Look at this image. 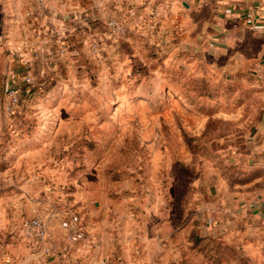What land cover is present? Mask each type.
<instances>
[{
	"label": "rangeland",
	"instance_id": "obj_1",
	"mask_svg": "<svg viewBox=\"0 0 264 264\" xmlns=\"http://www.w3.org/2000/svg\"><path fill=\"white\" fill-rule=\"evenodd\" d=\"M145 38L126 25L121 34L77 28L31 65L11 58L10 79L0 39V240L33 216L58 231L72 212L102 222L111 243L117 223L147 232L164 221L172 263L264 264L263 247L239 228L203 235L197 205V189L217 176L247 180L230 158L260 130L264 82Z\"/></svg>",
	"mask_w": 264,
	"mask_h": 264
},
{
	"label": "crops",
	"instance_id": "obj_2",
	"mask_svg": "<svg viewBox=\"0 0 264 264\" xmlns=\"http://www.w3.org/2000/svg\"><path fill=\"white\" fill-rule=\"evenodd\" d=\"M250 10L264 26V0H0V39L11 52L5 63L7 79L14 73L11 58L31 65L34 54L46 55L60 42V35L77 28L100 35L113 18L166 52L188 56L211 69L224 63L223 68L256 72L264 82V29L253 31L247 25ZM259 129L232 150L230 158L233 169H241L247 180L238 185L217 176L197 189V205L207 230L203 235L219 237L224 230L226 235L239 228L244 241L256 243L264 252V121ZM46 222L50 243L61 256L47 257L11 235L0 240V264H100L110 256L114 264H181L170 262L164 250L168 241L164 221L147 232L128 226L132 222L117 223L111 243L102 222L93 218L89 225L84 223L90 246L66 245L60 223L55 231Z\"/></svg>",
	"mask_w": 264,
	"mask_h": 264
},
{
	"label": "built area",
	"instance_id": "obj_3",
	"mask_svg": "<svg viewBox=\"0 0 264 264\" xmlns=\"http://www.w3.org/2000/svg\"><path fill=\"white\" fill-rule=\"evenodd\" d=\"M247 25L253 31L264 29L263 25L256 22L253 11H248L245 15ZM105 26L114 34H121L125 32V23L116 19H109ZM28 86L31 88V80L25 78ZM30 90L27 91L29 93ZM8 97L11 103L15 106L20 102V96L15 88L8 89ZM60 227L64 232L63 236L70 246L78 244L90 245L88 242L87 234L84 229V222L81 216L77 213L68 212L67 215L61 220ZM12 235V234H11ZM16 240L20 239L30 244L32 248L40 249L42 254L49 256H61L62 252L54 251L50 245L49 228L45 219L40 216H33L25 218L20 221L17 231L12 235ZM101 264H114L112 259L106 258Z\"/></svg>",
	"mask_w": 264,
	"mask_h": 264
}]
</instances>
